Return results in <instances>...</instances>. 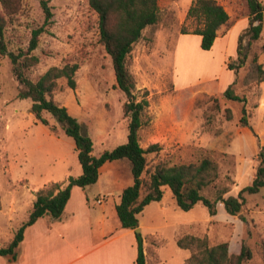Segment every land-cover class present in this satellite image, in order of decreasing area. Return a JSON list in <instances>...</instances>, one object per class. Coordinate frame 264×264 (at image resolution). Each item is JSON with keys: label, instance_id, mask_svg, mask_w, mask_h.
<instances>
[{"label": "rangeland", "instance_id": "374dc122", "mask_svg": "<svg viewBox=\"0 0 264 264\" xmlns=\"http://www.w3.org/2000/svg\"><path fill=\"white\" fill-rule=\"evenodd\" d=\"M42 1L49 7L48 17ZM192 1L158 0L157 23L142 31L128 56L134 92L138 99L148 100L141 116L139 143L143 148L153 143L160 146L158 151L146 154L147 166L141 177L147 182L158 163H198L207 157L216 162L218 177L201 193L210 197L226 187L229 190L224 197L237 195L254 177L257 152L260 146L264 147V80L256 81L251 63V56L260 52L262 41L252 44L241 68L229 69L227 64L236 60L237 41L248 22L241 20L227 30L247 14L246 0H218L229 14L227 25L218 32L220 38L227 32L225 47L219 40L209 50L200 48L198 35L180 33L184 24L188 30L193 28L192 20L185 19ZM39 27L43 31L31 52L38 63L26 75L35 80L51 66L77 63L75 88H69L66 80L60 79L52 98L67 108L80 123L81 131L92 139L93 155L125 143L128 120L122 105L126 97L116 86L110 56L99 40L98 16L88 0H21L18 12L7 19L8 50H25L32 30ZM246 42L247 36L243 45ZM230 83L245 101L224 98L223 91ZM18 88L8 56L0 55V198L9 192L19 195L25 188L42 185L51 178L62 180L82 172L73 139L48 113L43 116L55 127L54 132L37 121L29 112L31 100L17 98ZM226 109L230 110V117ZM243 109L247 125L240 120ZM120 161L119 166L102 170L98 181L85 188L90 206L99 208L96 198L102 197L106 190L133 183L128 160ZM164 190L165 198L171 199L170 190L167 187ZM245 197L241 214L247 223L235 215L207 225L204 222L207 209L197 203L187 211L176 208L181 219L198 221L197 231L188 225L182 230L197 232L198 237L207 238L209 245L226 241L230 253V247L239 246L244 239L253 253L245 264H264L258 244L264 240V185L257 193ZM102 201L103 204L106 199ZM147 209L142 220L155 216L157 222H162L158 212L154 215ZM6 219L0 212V238L5 241L17 230L15 222ZM162 234L165 241L157 246L162 264H184V256L191 251L177 246L171 238V229H162ZM147 257L157 264L150 253Z\"/></svg>", "mask_w": 264, "mask_h": 264}, {"label": "trees", "instance_id": "16d2710c", "mask_svg": "<svg viewBox=\"0 0 264 264\" xmlns=\"http://www.w3.org/2000/svg\"><path fill=\"white\" fill-rule=\"evenodd\" d=\"M248 26L237 41V58L227 64L231 70L241 68L247 61L252 44L259 40L263 27L264 3L260 0H246ZM89 6L98 16L99 40L110 56L116 86L123 92L126 101L122 105V112L127 118V140L110 150L102 151L98 156L92 154V139L81 131V125L72 116L64 105L52 98L58 89L60 79H65L69 88L74 89L76 81L75 72L77 63H66L62 66H51L35 80L26 75V71L38 63L37 56L31 52L37 47L38 37L43 27L32 30L28 46L25 50L17 52L8 50L5 39L7 19L18 12L21 0H0V55H7L11 63V71L19 84L17 98L31 100L29 112L40 123L49 126L54 132L55 127L49 125L43 113H48L56 120L63 132L74 141L82 172L77 177L69 176L65 185L51 182L35 193V200L28 214L27 220L17 229L12 239L4 246H0V256L10 261L16 259V249L23 239L25 227L33 224L38 218L49 215L59 218L70 197L71 188L79 186L84 188L95 183L99 176V168L106 162L126 159L128 160L133 183L124 187L120 193V201L116 205V213L121 226L127 229L138 227L137 215L152 201L162 199L167 187L181 210H190L195 204L201 203L209 215L216 214V204L223 203L226 213L237 215L247 223L241 214L246 202V194L257 193L264 185V147L260 146L257 152L258 165L254 177L243 186L236 196L224 194L229 190L224 187L207 197L201 191L208 187L218 177V167L214 160L204 157L198 163L166 165L158 163L150 173L149 180L144 182L142 173L147 166L146 154L160 149L158 143L143 148L139 143L138 131L142 125L141 116L148 105L145 97L138 99L135 94V80L128 68V56L133 45L141 38L142 31L157 23L159 19L158 0H88ZM46 16H50L49 7L42 1ZM185 19H191L193 28L188 30L186 24L181 26V34H197L200 36L199 46L209 50L222 26L229 21V14L218 0H193L187 8ZM247 42L243 45V39ZM264 51V43L259 47ZM251 63L257 74L256 81L264 80V68L258 62V54H252ZM230 83L223 91L224 98L232 101H245L243 96L234 92ZM227 117H230V110ZM240 120L247 125V119L242 110ZM144 190V193L142 192ZM137 257L136 264H145L142 246V237L136 233ZM176 244L183 249H189L190 255L184 264H245L253 256L252 249L241 240L240 250L237 254L229 253L226 241L209 245L206 237L184 234L177 238ZM260 256L264 261V240L259 241Z\"/></svg>", "mask_w": 264, "mask_h": 264}, {"label": "crops", "instance_id": "0c3cea01", "mask_svg": "<svg viewBox=\"0 0 264 264\" xmlns=\"http://www.w3.org/2000/svg\"><path fill=\"white\" fill-rule=\"evenodd\" d=\"M260 1L264 3V0ZM241 20L248 22L247 15L236 20L227 32ZM227 32L221 38L218 34L213 45L221 40L223 47H225L224 38ZM187 35L191 34H182V36ZM259 40L264 43V17ZM258 62L264 68V51L258 53ZM120 162L122 161L119 159L104 163L99 168L98 179L102 170L111 166L113 168L117 167ZM67 177L65 176L62 180L51 178L42 185L29 186L19 195L14 192L1 195L0 212L7 216V221H14L15 229H18L27 220L36 198V191L51 182H59L63 187ZM86 187L73 186L71 188L70 197L59 218L44 215L33 224L25 227L23 239L16 249V259L10 261L0 256V264H136L137 232L135 229L123 228L116 213L120 193L126 186L118 184L116 188L106 190L102 197H97L96 203L100 205L99 208H94L88 204ZM102 198L106 199L103 204ZM107 200H110L109 205H107ZM147 208L154 212V215L158 212L163 218L162 222H157L158 219L155 216L148 221L142 220L144 213L148 210ZM176 208L178 207L174 198L166 199L164 193L161 200L150 202L137 215L145 264H152L147 257L149 253L157 259V264H162V259L157 250V246L165 241L162 229H171V238L175 242L178 237L184 234L197 236V232L185 233L182 230L185 225H188L197 231V219L193 218L188 221L181 219V215L177 213ZM225 212L223 203L218 202L216 204V214L211 216L207 212L204 222L209 225L212 222L219 221L221 217L230 218L235 216ZM12 237L7 241L2 240L1 237L0 246H4ZM240 246L241 243L239 246L229 247L233 254H237ZM177 252L180 253V251ZM187 257L184 256L183 262Z\"/></svg>", "mask_w": 264, "mask_h": 264}, {"label": "water", "instance_id": "95a60500", "mask_svg": "<svg viewBox=\"0 0 264 264\" xmlns=\"http://www.w3.org/2000/svg\"><path fill=\"white\" fill-rule=\"evenodd\" d=\"M135 230H136V232H139V228L137 227V228H135Z\"/></svg>", "mask_w": 264, "mask_h": 264}, {"label": "built area", "instance_id": "2783aa9c", "mask_svg": "<svg viewBox=\"0 0 264 264\" xmlns=\"http://www.w3.org/2000/svg\"><path fill=\"white\" fill-rule=\"evenodd\" d=\"M98 202L100 201V200H97Z\"/></svg>", "mask_w": 264, "mask_h": 264}]
</instances>
